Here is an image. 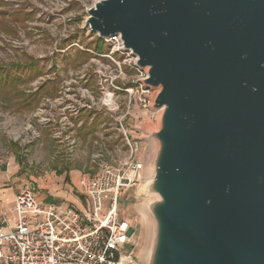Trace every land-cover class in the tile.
Masks as SVG:
<instances>
[{
  "label": "water",
  "instance_id": "95a60500",
  "mask_svg": "<svg viewBox=\"0 0 264 264\" xmlns=\"http://www.w3.org/2000/svg\"><path fill=\"white\" fill-rule=\"evenodd\" d=\"M83 25L155 89L145 264H264V0H96Z\"/></svg>",
  "mask_w": 264,
  "mask_h": 264
},
{
  "label": "rangeland",
  "instance_id": "374dc122",
  "mask_svg": "<svg viewBox=\"0 0 264 264\" xmlns=\"http://www.w3.org/2000/svg\"><path fill=\"white\" fill-rule=\"evenodd\" d=\"M94 1L0 0V68L7 76L4 83L0 73V174H12L19 192L31 190L39 201L46 199L41 201L44 204L60 203L53 198L60 192L54 191L50 185L54 183V187H61V178L65 177L66 171H80L83 180L97 170L96 164L92 163L95 153L103 154L100 159L107 163L123 153L115 143L107 144L106 138L100 142V137L107 133L104 124L109 121L110 114L99 98L100 73L95 72L100 60L83 49L104 52L106 47L88 27H84L85 15L81 13L82 4ZM73 41L83 49L73 47L64 52L55 51V48H66ZM69 81L74 90L84 86L96 96L86 98L91 108L82 112L80 121L83 125L74 130V148L57 144L51 136L50 125L40 124L37 117L39 113L43 117L58 114L60 107L50 109V102L60 96ZM37 91V102L32 103L29 95ZM121 94L117 98L120 109L126 99L124 93ZM132 114L124 121L128 123L132 136L139 139L138 156L144 165L140 182L126 188L121 196L119 211L135 230L134 263L145 264L154 222L146 210L148 197H145L143 188L150 177L155 142L146 137L143 129L147 126L150 130H157L158 121L136 102ZM29 123L40 136L33 143L24 145L21 141L29 132L26 128ZM70 177H75L73 172ZM74 194L84 203L82 208L86 207V197L81 192ZM68 205L78 208L74 204Z\"/></svg>",
  "mask_w": 264,
  "mask_h": 264
},
{
  "label": "built area",
  "instance_id": "2783aa9c",
  "mask_svg": "<svg viewBox=\"0 0 264 264\" xmlns=\"http://www.w3.org/2000/svg\"><path fill=\"white\" fill-rule=\"evenodd\" d=\"M91 4H82L83 23ZM98 39L106 51L83 49L74 41L55 51L79 47L100 60L95 72L104 76L98 74L99 98L110 114L100 142L106 138L107 144L115 143L123 153L110 163L100 159L103 154L99 152L93 155L97 170L82 180L81 193L87 199L82 209L44 204L28 189L15 195L10 209L0 208V264H134L135 230L120 214L119 204L125 189L140 182L144 164L138 156L139 139L132 136L124 120L133 115L135 102L156 119L157 111L151 108L155 89L143 82L145 70L136 65L137 57L123 47L119 34ZM65 84L60 96L50 102V109L60 107L58 114L43 117L39 113L37 117L40 124L50 125L57 144L74 148V130L83 125L82 112L91 108L86 98L96 96L84 86L74 90L71 81ZM121 93L126 99L120 109L117 98ZM26 128L24 145L40 136L30 123Z\"/></svg>",
  "mask_w": 264,
  "mask_h": 264
},
{
  "label": "crops",
  "instance_id": "0c3cea01",
  "mask_svg": "<svg viewBox=\"0 0 264 264\" xmlns=\"http://www.w3.org/2000/svg\"><path fill=\"white\" fill-rule=\"evenodd\" d=\"M74 173L75 177L71 179L70 173ZM65 177L61 178L63 185L61 187H54V181L51 179L50 186L54 191L60 192V194L53 196L56 198L60 203H56L61 206H66L68 204H74L78 208H82L83 204L77 195L74 193L81 192L82 188V177L81 172L76 169H70L63 174ZM67 178V179H66ZM15 178L13 175H1L0 174V208L3 209H10V206L13 203L15 195L19 192L18 186L15 184ZM62 191V192H61ZM46 199H41L40 201H44Z\"/></svg>",
  "mask_w": 264,
  "mask_h": 264
},
{
  "label": "trees",
  "instance_id": "16d2710c",
  "mask_svg": "<svg viewBox=\"0 0 264 264\" xmlns=\"http://www.w3.org/2000/svg\"><path fill=\"white\" fill-rule=\"evenodd\" d=\"M0 73H2V79H4V83L6 82V78H7V76H6V74L4 73V71L2 70V68H0ZM38 91L37 92H35V93H33V95L31 94V95H29V96H31V98H32V103H35V102H37V97H36V95H38ZM31 103V102H30ZM67 179V178H66Z\"/></svg>",
  "mask_w": 264,
  "mask_h": 264
}]
</instances>
